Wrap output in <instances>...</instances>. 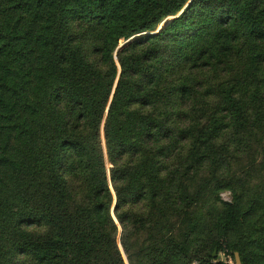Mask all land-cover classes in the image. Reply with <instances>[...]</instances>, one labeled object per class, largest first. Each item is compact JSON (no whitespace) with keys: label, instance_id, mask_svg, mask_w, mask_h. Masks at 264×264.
<instances>
[{"label":"trees","instance_id":"16d2710c","mask_svg":"<svg viewBox=\"0 0 264 264\" xmlns=\"http://www.w3.org/2000/svg\"><path fill=\"white\" fill-rule=\"evenodd\" d=\"M249 127L264 130V0H0V264H125L120 227L128 249L186 209L184 177L227 171ZM258 204L235 195L205 228L242 264H264Z\"/></svg>","mask_w":264,"mask_h":264},{"label":"rangeland","instance_id":"374dc122","mask_svg":"<svg viewBox=\"0 0 264 264\" xmlns=\"http://www.w3.org/2000/svg\"><path fill=\"white\" fill-rule=\"evenodd\" d=\"M182 12L166 16L145 33L159 32L167 18L172 20ZM126 42L122 39L117 49ZM227 136L230 138L231 134ZM244 136L243 146L224 153L229 162L227 171L224 166L216 168L202 162L193 169L191 176L184 177L183 188L190 198L186 209L185 206L183 211L168 206L159 210L151 225L140 227L127 239L128 249L121 239L120 227L118 245L125 264H201L203 261L237 264L235 257L226 250V243L220 241V246H214L212 241L217 235L209 237L205 228L210 215L215 216L223 208L224 201H232L235 195L248 203L257 200L259 204L255 205L258 207L252 219L260 226L264 224V130L249 127ZM169 149V156L172 160L175 158L178 167L185 162L190 164L185 143L171 144Z\"/></svg>","mask_w":264,"mask_h":264},{"label":"water","instance_id":"95a60500","mask_svg":"<svg viewBox=\"0 0 264 264\" xmlns=\"http://www.w3.org/2000/svg\"><path fill=\"white\" fill-rule=\"evenodd\" d=\"M169 20H170V18H167L163 25H165ZM127 41H129V40H127ZM235 259H236L237 264H241L240 255L238 252H235Z\"/></svg>","mask_w":264,"mask_h":264}]
</instances>
